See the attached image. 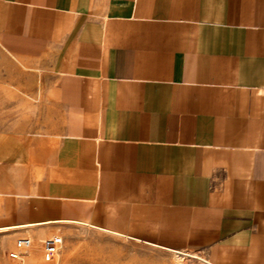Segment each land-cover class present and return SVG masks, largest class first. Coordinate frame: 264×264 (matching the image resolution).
<instances>
[{
	"label": "crops",
	"instance_id": "crops-1",
	"mask_svg": "<svg viewBox=\"0 0 264 264\" xmlns=\"http://www.w3.org/2000/svg\"><path fill=\"white\" fill-rule=\"evenodd\" d=\"M0 48L35 77L33 124L0 129L15 260L87 225L264 264V0H0Z\"/></svg>",
	"mask_w": 264,
	"mask_h": 264
},
{
	"label": "rangeland",
	"instance_id": "rangeland-1",
	"mask_svg": "<svg viewBox=\"0 0 264 264\" xmlns=\"http://www.w3.org/2000/svg\"><path fill=\"white\" fill-rule=\"evenodd\" d=\"M35 77L0 48V129H29L35 105ZM62 242L55 254L29 258L21 264H195L197 259L176 255L154 245L112 235L96 227L70 225L54 232ZM14 235L0 233V264H20L11 257ZM186 254H193L184 251ZM179 257V256H177ZM14 260H11V259ZM183 259V260H182Z\"/></svg>",
	"mask_w": 264,
	"mask_h": 264
},
{
	"label": "built area",
	"instance_id": "built-area-1",
	"mask_svg": "<svg viewBox=\"0 0 264 264\" xmlns=\"http://www.w3.org/2000/svg\"><path fill=\"white\" fill-rule=\"evenodd\" d=\"M62 239L59 235L53 234L43 238L40 241V249L43 254L52 255L55 254L60 245ZM32 246V241L28 236L17 237L14 240V250L12 251L13 258L20 259L23 258L30 250Z\"/></svg>",
	"mask_w": 264,
	"mask_h": 264
},
{
	"label": "bare ground",
	"instance_id": "bare-ground-1",
	"mask_svg": "<svg viewBox=\"0 0 264 264\" xmlns=\"http://www.w3.org/2000/svg\"><path fill=\"white\" fill-rule=\"evenodd\" d=\"M168 251H170L171 253H173V254L176 255V261H177V262H180V261H181V260L179 261V259H180V257L183 256V255H182L180 252H176V251H172V250H168ZM177 256H179V257H177ZM184 256H185V255H184ZM194 259H195V258H194ZM196 259H197V258H196ZM182 260H183V259H182ZM179 264H180V263H179Z\"/></svg>",
	"mask_w": 264,
	"mask_h": 264
}]
</instances>
